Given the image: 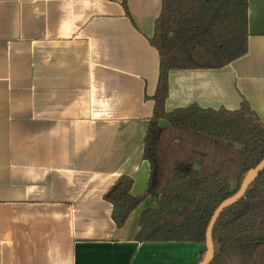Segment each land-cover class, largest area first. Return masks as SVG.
<instances>
[{
	"label": "crops",
	"instance_id": "0c3cea01",
	"mask_svg": "<svg viewBox=\"0 0 264 264\" xmlns=\"http://www.w3.org/2000/svg\"><path fill=\"white\" fill-rule=\"evenodd\" d=\"M160 10L161 0H0V264L202 259L203 244L135 240L147 200L117 228L103 199L121 176L132 196L146 188ZM243 101L264 124V0H249L247 53L170 71L164 110Z\"/></svg>",
	"mask_w": 264,
	"mask_h": 264
},
{
	"label": "trees",
	"instance_id": "16d2710c",
	"mask_svg": "<svg viewBox=\"0 0 264 264\" xmlns=\"http://www.w3.org/2000/svg\"><path fill=\"white\" fill-rule=\"evenodd\" d=\"M248 6L249 0H161L150 40L159 73L143 137L146 188L132 196V179L121 176L103 196L117 228L149 201L137 242L204 245L214 211L264 159V124L245 101L236 111L164 110L170 71L217 70L247 53ZM212 243L209 264H264V169L243 198L221 212Z\"/></svg>",
	"mask_w": 264,
	"mask_h": 264
},
{
	"label": "water",
	"instance_id": "95a60500",
	"mask_svg": "<svg viewBox=\"0 0 264 264\" xmlns=\"http://www.w3.org/2000/svg\"><path fill=\"white\" fill-rule=\"evenodd\" d=\"M263 169H264V159L255 168L251 169L246 174L237 193L232 197L223 201L214 211L205 234V244H204L205 256L199 264H209L212 261L214 254L213 243H212V230L221 212L226 208L232 206L236 202H238L241 198H243L244 194L246 193L252 181L255 180L258 173L261 172Z\"/></svg>",
	"mask_w": 264,
	"mask_h": 264
},
{
	"label": "rangeland",
	"instance_id": "374dc122",
	"mask_svg": "<svg viewBox=\"0 0 264 264\" xmlns=\"http://www.w3.org/2000/svg\"><path fill=\"white\" fill-rule=\"evenodd\" d=\"M148 202H149L148 200H147V201H145V202H143V205H145V204H146L145 206H147Z\"/></svg>",
	"mask_w": 264,
	"mask_h": 264
}]
</instances>
